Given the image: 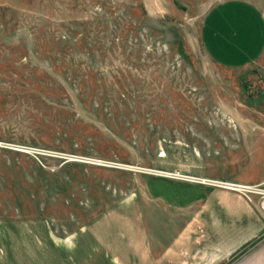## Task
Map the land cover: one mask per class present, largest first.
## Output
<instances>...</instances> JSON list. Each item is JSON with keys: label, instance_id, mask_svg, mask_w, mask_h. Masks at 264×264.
<instances>
[{"label": "rangeland", "instance_id": "obj_1", "mask_svg": "<svg viewBox=\"0 0 264 264\" xmlns=\"http://www.w3.org/2000/svg\"><path fill=\"white\" fill-rule=\"evenodd\" d=\"M220 1L0 0V264H264V230L209 262L219 218L173 202L197 184L264 200V51L212 58ZM129 194L157 257L97 250L92 220Z\"/></svg>", "mask_w": 264, "mask_h": 264}, {"label": "crops", "instance_id": "obj_2", "mask_svg": "<svg viewBox=\"0 0 264 264\" xmlns=\"http://www.w3.org/2000/svg\"><path fill=\"white\" fill-rule=\"evenodd\" d=\"M203 21L201 35L204 48L219 64L247 69L264 51V17L258 7L247 0H222L208 10ZM192 192L173 197V202L180 207L191 208L189 223L196 226L206 225L200 219L213 222V217L219 218L216 223L220 225V231L216 232L223 241L218 246L206 244L201 249L203 255L206 253L209 262H214L217 256L227 255L229 251L237 249L253 235L264 230V220L257 211L264 209V200L255 208L243 197L203 184L194 186ZM230 215L235 223L231 227L233 233L229 230L231 225L227 223ZM247 215L253 222L248 221ZM143 217L145 214L141 200L134 194L126 195L102 211L92 220L97 250H117L121 241L125 240L128 254L150 253L157 257ZM124 224L128 225L126 231H131V234L126 232L125 239L119 235ZM102 226L109 230L105 237L103 232L99 231ZM230 235L235 236L234 243H231ZM174 240L176 242L177 237H174ZM163 251H160V254Z\"/></svg>", "mask_w": 264, "mask_h": 264}, {"label": "built area", "instance_id": "obj_3", "mask_svg": "<svg viewBox=\"0 0 264 264\" xmlns=\"http://www.w3.org/2000/svg\"><path fill=\"white\" fill-rule=\"evenodd\" d=\"M198 180H200L201 182H204V183H209V184H217V185H220V186H223V187H231V188H234V189H241V187H244V188H250V186L248 185H244V184H236V183H232V182H225V181H222V180H216V179H205V178H200V177H197ZM264 189H261L260 192H263ZM264 193V192H263Z\"/></svg>", "mask_w": 264, "mask_h": 264}]
</instances>
